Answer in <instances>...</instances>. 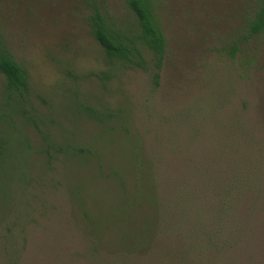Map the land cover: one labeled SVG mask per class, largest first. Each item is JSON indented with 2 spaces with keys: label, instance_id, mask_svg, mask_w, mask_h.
Here are the masks:
<instances>
[{
  "label": "rangeland",
  "instance_id": "rangeland-1",
  "mask_svg": "<svg viewBox=\"0 0 264 264\" xmlns=\"http://www.w3.org/2000/svg\"><path fill=\"white\" fill-rule=\"evenodd\" d=\"M241 1L165 0L160 14L167 54L155 87L151 69L116 66L106 84L95 77L112 67L89 33L81 0H0V32L32 77L28 100L50 130L51 146L64 153L51 150L44 162L38 152L17 146L22 123L16 111L27 106L16 95L1 103L0 74V116L10 138L0 157V264L197 262L192 229L198 231V196L208 190L200 184L206 170L248 179L237 186L246 192L240 229L237 224L236 235H226L230 247L209 249L221 254L210 264H264V35L234 59L224 50L240 23ZM106 7L110 16L132 21L122 0H106ZM26 131L41 148V133L30 126ZM242 147L259 161V175L239 173L243 157L236 150ZM78 148L86 154L72 156ZM148 162L165 209L156 254H113L88 232L115 246L120 234L136 237L149 228ZM250 211L252 218L244 220Z\"/></svg>",
  "mask_w": 264,
  "mask_h": 264
},
{
  "label": "trees",
  "instance_id": "trees-1",
  "mask_svg": "<svg viewBox=\"0 0 264 264\" xmlns=\"http://www.w3.org/2000/svg\"><path fill=\"white\" fill-rule=\"evenodd\" d=\"M122 1L130 15L131 22H122L116 17L110 16L107 11L106 0H81L89 11L85 20L89 33L99 44L101 52L103 53L102 57L104 62L112 67L108 72H103L101 76L95 77L106 84L111 81L113 74L116 73V66L120 71L122 68L151 69L154 73L153 78L155 87H158L160 84V73L167 54V38L160 14L165 0ZM241 3L240 23L238 27L235 28L234 34L232 35L233 39L230 38L231 40L229 39L224 43V50L227 49L229 51L228 54L232 59L235 58L236 53L241 50V47L244 44L264 35V0H244L243 2L241 1ZM0 74L5 78L1 103L5 101V99H10L16 95L27 106L22 112L16 111L18 113L17 117L22 123V126L17 128V132L22 136V141H20L17 146L20 147L23 145V151H28L30 155L33 153L37 154L38 152L41 154L40 157L44 159V162L46 158L45 156H49L51 150L59 155L63 154L64 156V153L61 150H55L51 146L50 141L52 139V134L50 130L47 129L45 120L42 117L40 118L36 116L33 110L34 108L28 100L29 95L32 96L31 93L35 90L32 84L31 74L16 61L11 52L8 41L1 32ZM73 78L74 76H68L69 80ZM39 98L40 101L46 102L41 95H39ZM87 110L92 112L89 107H87ZM118 111L120 113H126V111L122 109H119ZM114 114L115 113L112 112L110 116H113ZM26 126L35 128L41 133L44 142L39 141L41 148L38 149L37 146L34 145L33 139L27 134ZM135 137L144 147L142 138L139 136ZM240 141L242 142H240V144L243 145V141ZM9 143L10 138L7 136L6 130H3L2 128V118L0 116V157L4 155L5 149L8 148ZM231 150L236 149L231 148ZM249 150L250 149H243V147L242 151L241 149L236 150L238 152L237 155L243 157L241 161L243 165L239 166L241 169L243 168V170L239 171V173L244 172L247 174L252 171L250 169H253V171L258 174L257 169L259 161L257 158L251 157ZM86 152V148H78L73 152L74 154L72 156H83ZM147 166L148 170L152 173V176L150 175V178L146 181L151 193L150 203L148 204L149 212L146 214V219L148 220L147 227L149 226V228L137 232L138 234L136 233V237H127L128 235L126 234H120L116 240V245L109 246L106 244L107 242L103 244V238L101 239L99 234H95V230L93 233L92 231L88 232V227H85V231L94 237V240L99 247L107 246V250H110L113 254H128L135 257L133 259L147 256L151 253L152 256L156 254L154 251V243L158 239V231L161 226V211L162 209H165L163 208V205H161L162 203L160 199L162 198H160L158 194V187L155 183L151 163L148 162ZM214 175L215 174H212L208 170L202 173L200 184L207 186L208 190L207 192L205 189L201 190L204 194L198 196L197 201L199 202L197 203L200 204L198 206L199 210H194L195 215L193 219L198 231L192 229L193 233L198 236L197 241L193 243V249L198 256V260L197 262L189 260L190 262H186L187 264H210V260L218 259L221 254H218L217 257L213 256L211 255L212 251L209 252V249L212 248L218 252L220 251V248L230 247L228 240L226 242V235L228 234L230 238H233L234 236L232 235H236L235 225H237L239 221H242L240 214L244 207L242 200L246 198V192L242 190V185L239 186L241 189H238L237 186L244 182L247 183L246 181L248 179L245 178L242 181H237L235 179L236 177L233 176L218 178ZM206 177H208V180ZM135 179L137 183L140 177L135 174ZM225 179L226 181H223ZM213 184H217L218 186L211 188L210 185ZM234 184H236V186ZM225 185H227V187ZM248 185H250V183ZM246 188L249 189V192L253 189L249 186H246ZM250 197L254 206L255 194L252 192ZM204 199H206V202L202 205V200ZM74 204L77 205L76 208L81 212V207L78 206L77 202H74ZM251 218L252 214L250 211L248 217H244L243 219L248 221ZM166 227L170 228L171 226L167 224ZM99 228L100 227H98V229ZM237 229L239 231L240 223L237 225ZM101 230L102 229H99V232H101ZM189 240L191 242L192 236H190ZM164 254L169 260L168 255L170 254L168 252H164ZM152 256L150 255L146 258ZM144 260L146 259L141 261ZM169 262L164 263L168 264Z\"/></svg>",
  "mask_w": 264,
  "mask_h": 264
}]
</instances>
